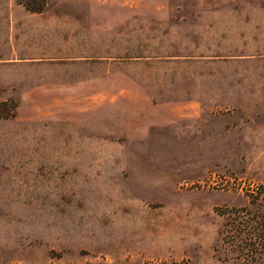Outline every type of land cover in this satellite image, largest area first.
I'll return each mask as SVG.
<instances>
[{
    "label": "rangeland",
    "instance_id": "1",
    "mask_svg": "<svg viewBox=\"0 0 264 264\" xmlns=\"http://www.w3.org/2000/svg\"><path fill=\"white\" fill-rule=\"evenodd\" d=\"M0 101V264H264V0H0Z\"/></svg>",
    "mask_w": 264,
    "mask_h": 264
},
{
    "label": "trees",
    "instance_id": "2",
    "mask_svg": "<svg viewBox=\"0 0 264 264\" xmlns=\"http://www.w3.org/2000/svg\"><path fill=\"white\" fill-rule=\"evenodd\" d=\"M44 2L22 0L27 9L34 11H39ZM244 194L247 200L241 205L216 207L222 220L213 248L222 249L226 256L251 260L264 252V184L246 189Z\"/></svg>",
    "mask_w": 264,
    "mask_h": 264
}]
</instances>
